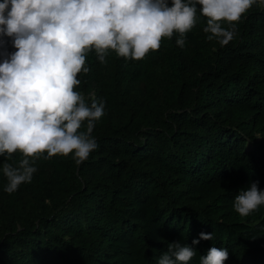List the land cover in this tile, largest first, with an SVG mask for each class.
Instances as JSON below:
<instances>
[{"label":"trees","instance_id":"16d2710c","mask_svg":"<svg viewBox=\"0 0 264 264\" xmlns=\"http://www.w3.org/2000/svg\"><path fill=\"white\" fill-rule=\"evenodd\" d=\"M196 6L183 48L174 32L142 60L85 54L74 90L105 102L88 160L0 155V264H158L173 241L196 249L188 264L211 247L227 249L224 264H264V205L234 208L252 182L264 190V8L222 46ZM0 39L2 61L16 49ZM22 159L37 171L8 193L4 165ZM201 232L213 239L192 245Z\"/></svg>","mask_w":264,"mask_h":264},{"label":"clouds","instance_id":"9594fccd","mask_svg":"<svg viewBox=\"0 0 264 264\" xmlns=\"http://www.w3.org/2000/svg\"><path fill=\"white\" fill-rule=\"evenodd\" d=\"M197 4L207 18V39L215 38L222 46L236 36L234 22L253 5L264 8V0H2L0 37L12 38L16 50L0 61V155L19 151L35 157L46 152L47 159L74 153L77 164L88 160L98 148L92 132L105 115V102L90 94L86 104L74 90L81 83L78 74L90 71L84 66L85 54L95 49L103 63L111 49L120 57L142 60L174 32L180 34L176 44L183 48L184 34L196 23ZM85 121L87 130L78 133ZM36 171L28 159L20 160L18 167L6 163L5 191L31 182ZM259 205H264V190L257 182L235 197L241 217ZM212 239V233L201 232L192 245ZM196 255L195 248L173 241L158 264H188ZM228 256L226 248L211 247L200 256V264H224Z\"/></svg>","mask_w":264,"mask_h":264}]
</instances>
